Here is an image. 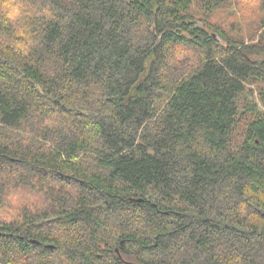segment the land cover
Masks as SVG:
<instances>
[{
  "label": "trees",
  "instance_id": "16d2710c",
  "mask_svg": "<svg viewBox=\"0 0 264 264\" xmlns=\"http://www.w3.org/2000/svg\"><path fill=\"white\" fill-rule=\"evenodd\" d=\"M0 264H264V0H0Z\"/></svg>",
  "mask_w": 264,
  "mask_h": 264
},
{
  "label": "rangeland",
  "instance_id": "374dc122",
  "mask_svg": "<svg viewBox=\"0 0 264 264\" xmlns=\"http://www.w3.org/2000/svg\"><path fill=\"white\" fill-rule=\"evenodd\" d=\"M232 9H234L236 12H237V14H239V11L236 9V8H232ZM252 13H254V11H251ZM252 13H247L246 14V19L248 20V26L250 27L251 26V24L254 22V20H255V15L254 14H252ZM235 18V17H234ZM233 19V18H232Z\"/></svg>",
  "mask_w": 264,
  "mask_h": 264
}]
</instances>
